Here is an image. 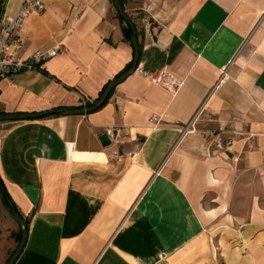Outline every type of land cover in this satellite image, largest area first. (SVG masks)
I'll use <instances>...</instances> for the list:
<instances>
[{"label":"crops","instance_id":"0c3cea01","mask_svg":"<svg viewBox=\"0 0 264 264\" xmlns=\"http://www.w3.org/2000/svg\"><path fill=\"white\" fill-rule=\"evenodd\" d=\"M41 1L16 54L57 51L0 76V111L95 99L132 57L108 0ZM125 10L140 13L136 65L180 84L133 70L90 112L0 120V180L27 220L11 264H213L216 250L224 264H264V0H126ZM107 126L119 130L102 145ZM18 231L0 199V264Z\"/></svg>","mask_w":264,"mask_h":264},{"label":"built area","instance_id":"2783aa9c","mask_svg":"<svg viewBox=\"0 0 264 264\" xmlns=\"http://www.w3.org/2000/svg\"><path fill=\"white\" fill-rule=\"evenodd\" d=\"M3 2L0 7V76L5 72L13 71L16 69L34 67L39 60L54 55L57 51L55 46L48 48H36L27 58H19L17 56L18 49L22 46L23 41L18 32L22 21L31 13L37 12L43 8L41 0H20L17 7L11 12L2 11ZM144 20V17L143 19ZM134 70L149 77L154 83L161 85L170 91H174L180 81L172 74L165 72L164 70H147L136 65ZM223 70V67H222ZM87 98L80 94L79 104H83ZM151 119H155L151 116ZM119 127L107 126L104 130L109 139H113ZM213 145L216 149H220L225 152H231V140L229 138L222 139L217 136L213 139Z\"/></svg>","mask_w":264,"mask_h":264},{"label":"water","instance_id":"95a60500","mask_svg":"<svg viewBox=\"0 0 264 264\" xmlns=\"http://www.w3.org/2000/svg\"><path fill=\"white\" fill-rule=\"evenodd\" d=\"M111 1H112V5H113L115 11L118 13L119 16H121L124 19V21L128 24V26L131 29V36H130L129 41H130V45L132 48V57H131V63H130L129 68L127 70H125L124 72H122L119 76L109 80L105 84V86L103 87L100 94L93 100V102L90 106L80 107V108H76V109H68L66 107H54V108L45 109V110L37 111V112H3V113H0V120L1 119L35 118V117H39V116L49 114V113H61V112L62 113H86V112H90V111L96 109L97 107H99L103 103V101L107 97L108 93L115 86V84H117L127 74L131 73L134 70V68L138 62V44H137V40H136V30L134 28L133 22L129 19L128 15L126 14L124 9L122 8L119 0H111ZM98 138H99V141L102 145H106L109 143V139H108L105 132H101L98 135ZM0 199H2L1 193H0ZM2 205H3L4 211L6 212V214L13 221H15L16 223H18L20 225V236H19L18 243H17L16 247L14 248V250L12 251V253L7 258V260L3 263V264H11L12 261L14 260V258L16 257L17 253L20 251V249L23 246V243L25 241L26 221L16 211L10 210V208L6 204L2 203Z\"/></svg>","mask_w":264,"mask_h":264},{"label":"trees","instance_id":"16d2710c","mask_svg":"<svg viewBox=\"0 0 264 264\" xmlns=\"http://www.w3.org/2000/svg\"><path fill=\"white\" fill-rule=\"evenodd\" d=\"M4 0H0V2H3ZM109 1V3H110V7L112 8V9H114V7H113V5H112V1L111 0H108ZM125 1L126 0H119V2H120V4H121V6H122V8L124 9V11L126 12V14L128 15V17H129V19L133 22V25H134V28H135V30H136V40H137V44H138V57H139V52H140V50H141V46H142V39H141V37H142V27H138L137 25H136V22H135V18H134V16L133 15H131V14H129L126 10H125ZM0 7H1V3H0ZM113 16L117 19V21H118V24H119V27H120V30H121V33H122V37H123V39L124 40H126L129 44H130V36H131V29H130V27L128 26V24L124 21V19L121 17V16H119L118 15V13L115 11V9L113 10ZM139 16H140V13H138V15H137V19L139 18ZM130 63H131V59H130V61H128L125 65H124V67L122 68V69H120L115 75H114V77H117V76H119L122 72H124L125 70H127L128 68H129V66H130ZM38 64V63H37ZM37 64H35V66H37ZM105 85V84H104ZM104 85L99 89V91H98V94L97 95H99L100 94V92H101V90L103 89V87H104ZM113 90V88L110 90V92L108 93V95H107V97L105 98V100L103 101V103L102 104H104V102L107 100V98H108V96L110 95V93H111V91ZM93 100L94 99H91V100H89V99H86L85 101H84V103L83 104H77V105H75V106H68V107H66V108H68V109H76V108H80V107H86V106H90L91 104H92V102H93ZM101 104V105H102ZM100 105V106H101ZM99 106V107H100ZM99 107H97V108H99ZM96 108V109H97ZM95 110V109H94ZM0 113H3V111H0ZM50 114H53V113H50ZM42 116H44V115H42ZM0 193H1V195H2V203H4V204H6L9 208H10V210H12V211H16L17 213H18V211L16 210V208L14 207V205H13V203L11 202V200H10V198H9V196H8V194H7V192H6V190H5V188H4V186L2 185V183H1V180H0ZM19 214V213H18ZM20 215V214H19ZM21 216V215H20ZM24 220L25 221H27L25 218H24ZM19 236H20V231H18V233H17V236H16V240L18 241L19 240Z\"/></svg>","mask_w":264,"mask_h":264},{"label":"rangeland","instance_id":"374dc122","mask_svg":"<svg viewBox=\"0 0 264 264\" xmlns=\"http://www.w3.org/2000/svg\"><path fill=\"white\" fill-rule=\"evenodd\" d=\"M0 3H1V2H0ZM126 6H129L128 2H126ZM113 10H114V9H112V8L110 7V9H109V15H113ZM127 12H129V10H127ZM132 15H133L134 18H135L136 25H137L138 27H141V24H140L141 22L139 21V19L137 20L136 13H134V14H132ZM137 15H138V14H137ZM148 23L151 24V22H148ZM218 229H223V228H218ZM211 233L213 234V232H211ZM211 236H212V237H211ZM208 238H209L211 244H212V240L215 241V237H214V235H210V237H208ZM212 246H213V244H212ZM213 264H224V263L222 262V259H221L220 254L218 253V250H216L215 259H214Z\"/></svg>","mask_w":264,"mask_h":264}]
</instances>
